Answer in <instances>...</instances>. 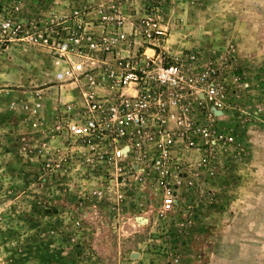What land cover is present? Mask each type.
Here are the masks:
<instances>
[{
	"label": "rangeland",
	"instance_id": "obj_1",
	"mask_svg": "<svg viewBox=\"0 0 264 264\" xmlns=\"http://www.w3.org/2000/svg\"><path fill=\"white\" fill-rule=\"evenodd\" d=\"M104 16L159 20L172 56L232 58L226 126L238 143L211 170H186L167 214L157 174L123 180L56 132L81 91L26 43L35 26ZM7 17L24 28L0 46V264H264V0H0Z\"/></svg>",
	"mask_w": 264,
	"mask_h": 264
},
{
	"label": "built area",
	"instance_id": "obj_2",
	"mask_svg": "<svg viewBox=\"0 0 264 264\" xmlns=\"http://www.w3.org/2000/svg\"><path fill=\"white\" fill-rule=\"evenodd\" d=\"M102 19L98 27L64 20L59 28L35 26L26 43L48 50L65 66L62 78L81 91L80 104L63 108L64 125L56 132L115 166L123 180L133 172L140 180L157 174L167 214L178 203L182 174L211 170L217 156L238 143L226 126L232 58H203L195 51L172 56L162 48L168 29L154 18L136 26ZM23 28L7 17L0 46L17 39Z\"/></svg>",
	"mask_w": 264,
	"mask_h": 264
},
{
	"label": "crops",
	"instance_id": "obj_3",
	"mask_svg": "<svg viewBox=\"0 0 264 264\" xmlns=\"http://www.w3.org/2000/svg\"><path fill=\"white\" fill-rule=\"evenodd\" d=\"M100 30V29H99Z\"/></svg>",
	"mask_w": 264,
	"mask_h": 264
}]
</instances>
